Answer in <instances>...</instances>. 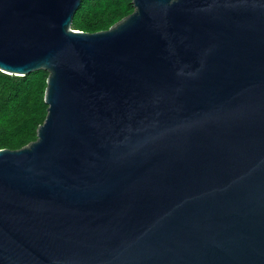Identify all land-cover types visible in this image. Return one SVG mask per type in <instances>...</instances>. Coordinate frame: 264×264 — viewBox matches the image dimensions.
<instances>
[{
	"label": "water",
	"instance_id": "water-1",
	"mask_svg": "<svg viewBox=\"0 0 264 264\" xmlns=\"http://www.w3.org/2000/svg\"><path fill=\"white\" fill-rule=\"evenodd\" d=\"M0 0V72L47 73L0 149V264H264V0Z\"/></svg>",
	"mask_w": 264,
	"mask_h": 264
},
{
	"label": "trees",
	"instance_id": "trees-1",
	"mask_svg": "<svg viewBox=\"0 0 264 264\" xmlns=\"http://www.w3.org/2000/svg\"><path fill=\"white\" fill-rule=\"evenodd\" d=\"M132 6L131 0H81L72 24L84 30L113 24ZM47 73L24 77L0 72V149L18 150L36 139L46 116L43 97Z\"/></svg>",
	"mask_w": 264,
	"mask_h": 264
}]
</instances>
